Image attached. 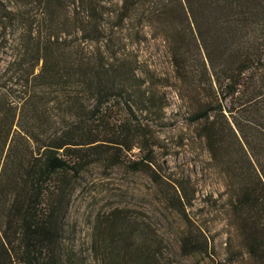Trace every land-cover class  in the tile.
Wrapping results in <instances>:
<instances>
[{"label": "trees", "instance_id": "trees-1", "mask_svg": "<svg viewBox=\"0 0 264 264\" xmlns=\"http://www.w3.org/2000/svg\"><path fill=\"white\" fill-rule=\"evenodd\" d=\"M166 115L222 189L168 181L180 255L264 264V0H0V264H85L65 238L76 182L96 164L156 174ZM92 232L99 264H164L121 209Z\"/></svg>", "mask_w": 264, "mask_h": 264}, {"label": "rangeland", "instance_id": "rangeland-1", "mask_svg": "<svg viewBox=\"0 0 264 264\" xmlns=\"http://www.w3.org/2000/svg\"><path fill=\"white\" fill-rule=\"evenodd\" d=\"M155 48L159 53L161 47ZM164 90L167 93V87ZM177 107L176 98H173L167 110L168 115L173 112L176 114ZM169 122L168 124L166 115L164 125H154L148 130V133L151 132L155 137H159L163 146V149H157L156 158L160 166L154 170L156 174L134 172L126 165L106 168L96 164L88 168L76 182L69 204L65 238L75 250L82 253L85 264H99L90 250L94 237L92 227L99 214H107L114 209L123 210L129 215L135 227L146 229L155 235L161 247L164 264L221 263L219 259L211 260L207 256L185 258L177 249L184 221L167 205L166 195L171 189L167 184L168 181L190 176L198 193L197 199L201 198V193L204 191L217 193L222 189L215 178L202 175L205 163L209 159L202 142L195 140L191 144L189 137L192 134L183 123V118H171ZM182 138L185 139L181 145ZM187 141L189 146H186ZM133 153L135 156L140 154L137 150ZM155 175H158L163 182L157 183L154 180ZM210 223L221 250L224 247L225 237L220 235V229L224 226V222H217L214 225V220Z\"/></svg>", "mask_w": 264, "mask_h": 264}]
</instances>
